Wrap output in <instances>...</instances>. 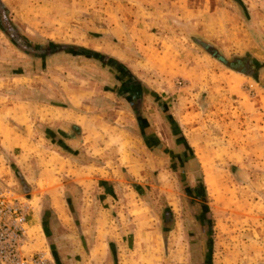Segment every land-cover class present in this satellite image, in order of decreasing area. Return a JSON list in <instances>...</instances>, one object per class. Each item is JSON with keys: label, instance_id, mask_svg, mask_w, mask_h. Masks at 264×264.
Segmentation results:
<instances>
[{"label": "rangeland", "instance_id": "rangeland-1", "mask_svg": "<svg viewBox=\"0 0 264 264\" xmlns=\"http://www.w3.org/2000/svg\"><path fill=\"white\" fill-rule=\"evenodd\" d=\"M0 17V105L33 101L0 119L25 264H264V0H0ZM48 43L99 57L35 54ZM52 106L87 115L83 136L43 122Z\"/></svg>", "mask_w": 264, "mask_h": 264}, {"label": "built area", "instance_id": "built-area-1", "mask_svg": "<svg viewBox=\"0 0 264 264\" xmlns=\"http://www.w3.org/2000/svg\"><path fill=\"white\" fill-rule=\"evenodd\" d=\"M24 205L0 183V264H25L21 257Z\"/></svg>", "mask_w": 264, "mask_h": 264}, {"label": "crops", "instance_id": "crops-1", "mask_svg": "<svg viewBox=\"0 0 264 264\" xmlns=\"http://www.w3.org/2000/svg\"><path fill=\"white\" fill-rule=\"evenodd\" d=\"M217 9H215L216 12ZM213 12H207V16L208 19L210 20L213 17ZM249 22H252V19H249ZM209 38V35H207ZM242 47H247L246 44L241 45ZM251 46H258V44H251ZM257 48V47H255ZM253 47H250L249 51L245 50H240L239 55L237 56H245L244 54H250L252 57L255 56L253 54V51H256V49ZM241 49V48H240ZM257 58V57H256ZM20 106L21 108V112L25 113V116L29 118H33V101L32 100H26L24 102V104L22 105H18L16 102H9L3 105H0V119L1 117L4 118L6 116H8L9 118H18V107ZM14 113V115L12 114ZM14 117H13V116ZM17 115V116H16ZM87 115H81L78 114L77 112H74L73 110L67 109V108H62L61 106H52L51 109H49L48 114L47 111H40V117L41 119H43V122H45L46 124L52 125V126H59L61 127H65L63 124L67 125L69 127V129H80V134L79 137H82L84 134V129H83V124L85 123V120ZM30 119V120H31ZM1 121V120H0ZM2 134H0V141L6 143L7 140L4 141V139H1ZM68 137H72L71 135H69ZM76 137V136H75ZM10 138H18V134L17 133H13L10 132ZM13 140V139H12ZM10 141V140H9Z\"/></svg>", "mask_w": 264, "mask_h": 264}, {"label": "trees", "instance_id": "trees-1", "mask_svg": "<svg viewBox=\"0 0 264 264\" xmlns=\"http://www.w3.org/2000/svg\"><path fill=\"white\" fill-rule=\"evenodd\" d=\"M235 1L239 2V0H235ZM51 44H53V47H57V50L55 48H51L48 51L35 52V54L42 56V55H45V54H51V53H55V52H58V51H68V52H73V53L82 54V55H84V54L86 55V53H89L88 55H90V56L97 57V58L99 57V53H97L96 51H88V49H86L84 47H81V46H78V45H73V44L57 45L55 43H48V47H50ZM22 49H24V51L26 53H33L32 51H30V49H28L26 47L22 48ZM212 55L217 57V55H215L214 53ZM217 58L226 64V62L222 58H220V57H217ZM235 59L238 60V61H246L247 58L245 56H236ZM229 67H231L232 69H234L236 71L242 72L244 74L252 75V74H250V72H248L244 68H239V67H235V66H232V65H229Z\"/></svg>", "mask_w": 264, "mask_h": 264}, {"label": "flooded vegetation", "instance_id": "flooded-vegetation-1", "mask_svg": "<svg viewBox=\"0 0 264 264\" xmlns=\"http://www.w3.org/2000/svg\"><path fill=\"white\" fill-rule=\"evenodd\" d=\"M0 25H1V27L3 26V24H2V20H1V17H0ZM3 29H5L4 28V26L2 27ZM6 30V29H5ZM7 31V30H6Z\"/></svg>", "mask_w": 264, "mask_h": 264}]
</instances>
